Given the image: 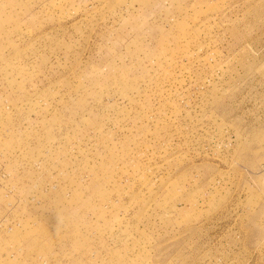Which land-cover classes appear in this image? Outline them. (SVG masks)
Masks as SVG:
<instances>
[{"label": "rangeland", "instance_id": "1", "mask_svg": "<svg viewBox=\"0 0 264 264\" xmlns=\"http://www.w3.org/2000/svg\"><path fill=\"white\" fill-rule=\"evenodd\" d=\"M0 264H264V0H0Z\"/></svg>", "mask_w": 264, "mask_h": 264}]
</instances>
